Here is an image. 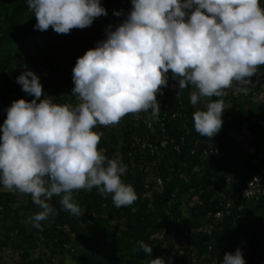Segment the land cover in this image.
<instances>
[{"label":"clouds","instance_id":"obj_1","mask_svg":"<svg viewBox=\"0 0 264 264\" xmlns=\"http://www.w3.org/2000/svg\"><path fill=\"white\" fill-rule=\"evenodd\" d=\"M27 4L37 18L34 27L41 31L51 26L66 34L107 15L101 0H27ZM131 5L126 12L114 9L124 18L115 27L108 24L104 38L76 58L71 93L79 103L54 102L26 63L16 77L32 99L16 98L5 109L0 124V184L31 194L40 210L28 221L36 228L54 218L50 203L54 194L63 193L60 203L75 216L85 209L74 201V189L98 186L101 194H112L117 207L138 199L133 185L121 179L127 165L98 149L102 133L94 126L115 124L130 112L149 109L153 119L158 118L157 93L168 86L169 70L178 80V90L189 84L198 89L190 93L195 105L202 96H223V89L234 81L247 94L251 77L264 65L260 0H131ZM224 110L223 100L206 102L205 109L193 113L195 130L212 138L222 127ZM244 130L239 136L245 132L252 142ZM244 193L252 195L247 189ZM136 245L135 251L153 257V246L143 239ZM149 264L173 262L171 257L166 261L156 256ZM221 264H246L242 249L226 251Z\"/></svg>","mask_w":264,"mask_h":264},{"label":"trees","instance_id":"obj_2","mask_svg":"<svg viewBox=\"0 0 264 264\" xmlns=\"http://www.w3.org/2000/svg\"><path fill=\"white\" fill-rule=\"evenodd\" d=\"M118 2L101 0L106 9ZM260 3L264 7V0ZM114 16L108 15L107 11V15L97 17L95 27L88 31L73 28L64 34L57 33L51 26L41 31L34 27L37 18L27 0H0V124H3L5 109L12 100L19 97L32 99L16 82L25 63L40 76L43 91L53 96L54 102L79 103L71 93L70 68L78 56L93 47L95 41L104 38L102 30L115 19ZM251 79L253 83L247 86V94L238 91L237 96H229L230 106L225 105L228 100L225 93L221 97L202 96L193 105L190 93L197 91L195 85L181 89L187 127L198 139H209L219 146V161L209 162L197 156L172 153L159 159L158 170L151 174L139 164L138 153L131 162L127 157L129 149L120 144V140L128 139L132 130L130 113L118 123L94 126L95 131L102 133L98 149H102L107 157L112 158V152L118 147L123 149L127 171L121 174V179L132 184L138 195L130 205L117 207L112 194H101L98 186L91 190L74 189L73 199L85 209L83 215L75 216L64 208L60 203L63 193L54 194L50 200L55 209L54 218L41 221L42 227L36 228L28 221V217L40 210L33 203L31 194L3 190L0 184V236H5L6 244L19 253V258L10 264H64L66 255H70L75 264H149L156 256L171 257L173 264H221L224 253L235 251L237 247L242 249L246 264H264L261 261L264 253L258 248V240H254L259 232H263L260 223L264 220V197L259 201L239 200L237 203L242 204L243 209L235 226L232 215L225 214L220 207L221 194L245 187L254 176L264 178V101L255 100L257 93L264 94V88H261L264 65L259 66ZM168 80H174L171 70ZM174 81L178 83V80ZM233 86L240 88L237 82ZM213 100H223L225 110L220 131L208 138L195 130L193 113L205 109L206 102ZM169 129L174 135L185 134L178 122ZM244 129L253 139L245 146L232 136V133L239 135ZM151 161L152 158L146 159L148 163ZM228 177L232 180L230 184L226 183ZM153 180L162 182L163 190L154 192L150 198L145 196V185L152 186ZM21 195L23 202L14 206ZM193 197H196L194 202ZM208 212L213 216L207 218ZM210 225L208 232L205 229ZM158 235L161 238L156 237ZM139 239L153 246V257L142 250H134ZM183 242L185 247H182ZM165 244L167 246H163ZM40 246L44 250L33 257L32 251ZM193 255L196 256L195 263ZM0 264H6L1 255Z\"/></svg>","mask_w":264,"mask_h":264},{"label":"built area","instance_id":"obj_3","mask_svg":"<svg viewBox=\"0 0 264 264\" xmlns=\"http://www.w3.org/2000/svg\"><path fill=\"white\" fill-rule=\"evenodd\" d=\"M130 6V0H119L115 8L116 10L126 12L129 10ZM119 22L120 20L115 18L108 24H112L115 27ZM102 32L105 36V29L102 30ZM234 83L235 81L233 84ZM173 85H175V87H173ZM161 87L163 88V92L157 93V100L161 108L158 118L153 119L151 116V109L147 111L142 110L138 113L130 112V120L132 122L131 133L127 140H120L122 147L129 149L127 151L129 161H135L134 154L138 153L137 157L139 164L144 168L145 172L151 174L158 170L157 165L159 159L172 153H184L189 156H197L200 160H207L209 162L214 160L219 161L221 158L219 146L209 139H198L187 127L185 122L186 107L182 100L181 90H178L179 86L177 81L168 80V86ZM261 88H264V83ZM255 100L264 101V94L262 92L257 93ZM175 122H178L182 126L185 130V134L174 135L173 132L170 131L169 126L173 125ZM135 128H138V130H135ZM239 135L232 133L233 137H238L240 139ZM122 151L123 149L118 147L116 151L112 152V158H119L123 161L124 155ZM147 158H152V161L150 163L146 162ZM148 182L149 181L146 183ZM231 182L232 180L228 177L226 183L230 184ZM151 183L152 186L148 184L145 185V196L150 198L154 192L161 193L163 190V184L159 180H153ZM246 189L252 192V195H246L244 193ZM262 197H264V178L254 176L245 187L231 189L226 191L225 194H221L220 207L225 214L232 215V225L235 226L241 217L240 212H242L243 209V205L237 202L239 200L259 201ZM235 205H238L236 210H234ZM211 216H213L212 213L208 212L207 218ZM211 227V225L207 226L205 230L209 232ZM260 228L263 232H259L254 240H258V248L264 253V220L260 223ZM156 237H159V235ZM159 238H161V236ZM248 241L251 242V239L248 238ZM185 246L183 242L182 247ZM211 248V246L208 247L209 250H211ZM193 256V262L195 263L196 256ZM261 261L263 262L264 259Z\"/></svg>","mask_w":264,"mask_h":264},{"label":"rangeland","instance_id":"obj_4","mask_svg":"<svg viewBox=\"0 0 264 264\" xmlns=\"http://www.w3.org/2000/svg\"><path fill=\"white\" fill-rule=\"evenodd\" d=\"M115 9V6H113V5H110L108 8H107V11H108V15H115L114 14V12H113V10ZM114 18H118L120 21L124 18L123 17V15H121V16H114ZM96 19L97 18H95L94 19V22L90 25V26H87V27H84V28H81L82 29V31H88V30H92L93 29V26L94 25H96V23H95V21H96ZM95 23V24H94ZM95 27V26H94ZM39 48H41V45L39 46ZM37 50V48L36 49H34V51H36ZM72 69H73V66L70 68V74H71V76H72V74H73V72H72ZM225 91H224V93L228 96V100L225 102V105L226 106H230V102H231V97H229V96H231V95H233V96H237V94H238V91H239V89L238 88H236V87H234L233 85L231 86V87H229V88H225L224 89ZM197 91H198V89H197ZM75 98H76V101H79V98L78 97H76L75 96ZM246 136V135H245ZM247 137V136H246ZM248 138V137H247ZM3 186V185H2ZM2 189L3 190H7L4 186L2 187ZM24 196H19L17 199H16V201H15V203H14V206H20V204L23 202V198ZM187 198H188V196H186L185 198H184V202H186L187 201ZM196 200V197H193L192 198V202H194ZM186 208V205L184 206V209ZM184 212H186V210H184ZM252 213H254V212H252ZM185 215H186V213H185ZM10 236H12L11 234H10ZM0 238H1V244H2V248H1V250H0V255L2 256V259H3V261L6 263V264H10V263H13V262H15L18 258H19V253L16 251H14L13 249H12V247L9 245V244H6V237L5 236H0ZM177 247H181V245L180 244H177ZM42 250H44V247H42V246H40V247H37L34 251H32V256L34 257H36V256H38V255H40L41 253H42ZM169 257L168 256H166L165 257V260L167 261V259H168ZM64 264H75V262L71 259V257H70V255L68 256V255H66V257H65V259H64Z\"/></svg>","mask_w":264,"mask_h":264},{"label":"crops","instance_id":"obj_5","mask_svg":"<svg viewBox=\"0 0 264 264\" xmlns=\"http://www.w3.org/2000/svg\"><path fill=\"white\" fill-rule=\"evenodd\" d=\"M244 131H248V130L245 129ZM248 132H249V131H248ZM245 135H246L248 138H247ZM249 137H250V136H248L245 132H243V133L241 134V136H240V138H241V142H243V143L249 142V141H250Z\"/></svg>","mask_w":264,"mask_h":264}]
</instances>
